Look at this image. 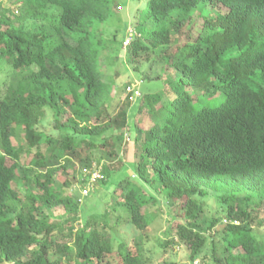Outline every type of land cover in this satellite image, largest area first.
<instances>
[{
	"label": "trees",
	"instance_id": "obj_1",
	"mask_svg": "<svg viewBox=\"0 0 264 264\" xmlns=\"http://www.w3.org/2000/svg\"><path fill=\"white\" fill-rule=\"evenodd\" d=\"M132 1L135 33L124 54L134 62L149 53L163 87L136 98L149 125L131 123L134 175L113 185L111 209L143 230L154 220L143 209L157 194L167 204L182 200L177 241L193 262L208 239L202 198L222 192L224 218L209 228L225 222V245L220 254L214 247L213 264H264V232L253 227L264 201V0ZM113 3L0 2V263L103 264L114 252L102 223L67 225L78 221V198L94 170L101 173L94 183L114 181L113 166H96L90 153L117 159L128 125L125 110L112 108L113 84L101 66ZM48 111L54 135L38 125ZM19 132L24 142H15ZM74 163L86 179L75 198L64 194L67 179L61 186L55 179ZM54 208L69 213L64 222L50 216ZM117 252L122 264H149L125 241Z\"/></svg>",
	"mask_w": 264,
	"mask_h": 264
},
{
	"label": "rangeland",
	"instance_id": "obj_2",
	"mask_svg": "<svg viewBox=\"0 0 264 264\" xmlns=\"http://www.w3.org/2000/svg\"><path fill=\"white\" fill-rule=\"evenodd\" d=\"M12 1V0H11ZM14 2V0H13ZM113 8L109 9L108 20L103 27L102 38L105 41V48L102 51L101 66L103 78L113 84V102L112 108L114 111L124 109L127 114L128 125L123 129V137H121L122 151L115 160H106L100 158L101 152L94 150L90 153L95 160L94 164L102 168L110 166V170L115 172L113 176L114 181L102 183L92 181V189L89 188L90 194L84 197L78 206V221L67 225L80 227L86 221H98L105 226L104 232L107 237L112 239L114 252L107 255V260L103 264H122V259L118 255L117 246L119 241H125L129 249L134 252H140L147 258L149 264H164V262L176 261L184 264H213L212 255L214 247L217 248L219 254L224 248L223 236L219 231L225 224L224 221L218 222L212 229L209 228L212 219L224 218L226 207L221 201L222 192L209 189L207 196L202 198L204 209L203 219L201 220L200 228L208 236L206 245L200 255L191 262L188 259V249L177 241L176 226L183 222V210L181 209L183 201H174V204H167L166 199L157 194V202L150 203L143 210H147L154 214V220L145 229L139 230L135 226L130 225L122 213L121 209H111L113 204L110 201V195L114 191L113 185L117 184L120 178L125 175H134L131 163L134 158V145L132 143V127L131 123L134 121L146 128L149 125V117L145 111H138L137 105L139 101L133 98L127 91H123L125 85L129 82L137 85L142 94L155 92L163 87L161 81L156 79L160 70V65L151 64V57L147 58L149 53L140 55L134 62L128 61V54H124L122 46L125 38L130 39L131 33H135L132 17V0H113ZM121 5V8L119 9ZM96 24H94L95 26ZM133 33V35H134ZM115 35V39L113 38ZM123 54V57L122 55ZM6 69H0V88H4V79L6 77ZM39 128L47 133L56 134L53 130V117L49 111L46 116L39 122ZM129 126V127H128ZM128 133L130 135H128ZM131 136L130 141L126 136ZM15 142H24L23 134L18 133L15 137ZM51 145V144H50ZM34 154V153H33ZM48 153L45 155L47 156ZM31 156L27 157V160ZM76 168V170H74ZM67 174L60 176L55 175L57 184L61 186L64 180L67 179L69 184L64 185L66 188L64 194L73 195L74 198L79 193V186L81 184V177H84L85 170L80 165L74 163L67 169ZM29 175L34 179L35 171L29 170ZM59 175V177H58ZM87 176L85 175V178ZM93 178V176H92ZM100 178V177H96ZM24 181V179H23ZM105 210H109L108 216L101 215ZM257 218L253 223V227L261 232H264V201L259 206ZM54 220L63 221L69 216V213L64 208H54L48 211ZM99 224V223H98ZM99 227L101 225L99 224ZM102 228V227H101ZM140 236L142 239L140 240ZM139 240V242H138ZM60 243L63 241L60 237L57 239ZM170 241V245H165L164 242ZM144 258V259H145ZM12 264V263H0Z\"/></svg>",
	"mask_w": 264,
	"mask_h": 264
},
{
	"label": "built area",
	"instance_id": "obj_3",
	"mask_svg": "<svg viewBox=\"0 0 264 264\" xmlns=\"http://www.w3.org/2000/svg\"><path fill=\"white\" fill-rule=\"evenodd\" d=\"M1 1H8V0H1ZM130 41H131V39L125 38V40H124L123 43H124L125 45H127V44L130 43ZM126 91H127V93H131L130 95H131L133 98H137V97L140 96V94H141L140 90L136 87L135 84H132V85H130V86H127ZM92 176H93V178H91V181H94V180H96V179H100V178H101L100 170H97V169L94 170V171L92 172ZM96 177H100V178H96ZM92 185H93V183H91L89 186H84V187L82 188V195H83V196H84V195H87V194L89 193V188H90Z\"/></svg>",
	"mask_w": 264,
	"mask_h": 264
},
{
	"label": "clouds",
	"instance_id": "obj_4",
	"mask_svg": "<svg viewBox=\"0 0 264 264\" xmlns=\"http://www.w3.org/2000/svg\"><path fill=\"white\" fill-rule=\"evenodd\" d=\"M0 2H2L4 5H8V4H10L12 1L11 0H8V1H1L0 0ZM17 11V10H16ZM132 84H134V83H132ZM136 85V84H135ZM136 87H137V85H136ZM138 88V87H137ZM139 89V88H138ZM128 137V135H126V138ZM99 170H100V168H99ZM92 187H93V185L90 187L91 189H92ZM90 191V190H89ZM81 194H82V190H81ZM90 194V192L87 194V195H89ZM87 195H81L78 199H79V202H82V200H84V197L85 196H87Z\"/></svg>",
	"mask_w": 264,
	"mask_h": 264
}]
</instances>
